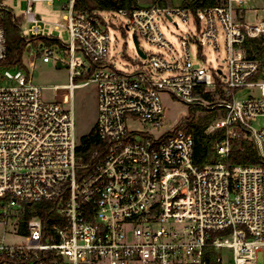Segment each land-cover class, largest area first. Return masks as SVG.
<instances>
[{"label": "built area", "instance_id": "built-area-1", "mask_svg": "<svg viewBox=\"0 0 264 264\" xmlns=\"http://www.w3.org/2000/svg\"><path fill=\"white\" fill-rule=\"evenodd\" d=\"M7 1L0 0V264H264V128L254 126L264 117V81L257 78L262 62L248 44L264 47V20L245 22L246 11L260 10L250 6L260 0H220L197 11L190 0L175 8L156 3L92 13L76 10V0H20L27 4L22 23L32 27H21L29 43L42 37L36 2L67 10L66 24L54 26L70 35L68 46L57 40L67 49L71 83L54 101L44 100V89L23 69L2 66L8 57L3 16L18 19ZM174 15L184 23L193 19L202 59L206 45L220 49L222 28L226 74L195 67L190 41L181 40L182 55L166 41L161 26ZM122 17L129 24L111 21ZM114 28L133 31L142 55L132 71L108 62ZM140 39L168 54L145 53ZM42 47L44 63L63 64L58 46ZM85 75V83H74ZM88 83L97 87L102 146L83 162L74 92ZM253 89L260 96L239 98ZM163 94L191 109L224 112L208 130H225L215 163H195L188 127L161 130ZM136 123L146 127H130ZM241 138L254 142L260 162L230 167L225 160ZM43 202L55 203V220H26L27 207Z\"/></svg>", "mask_w": 264, "mask_h": 264}, {"label": "rangeland", "instance_id": "rangeland-1", "mask_svg": "<svg viewBox=\"0 0 264 264\" xmlns=\"http://www.w3.org/2000/svg\"><path fill=\"white\" fill-rule=\"evenodd\" d=\"M166 4L170 8L181 7L187 0H165ZM139 6L153 5V0H137ZM6 5L12 9L16 14L17 20L20 22L23 31L31 32V25L22 23V16L27 9V4L24 1L9 0ZM250 6L258 7V12L246 11L245 22L251 25H256L259 21L264 20V0H260L258 4L252 3ZM34 11L39 17L41 22L37 24L40 29L42 37H53L64 43L65 46L70 44V35L66 28H55V24H66L64 18L67 14V10L62 9L60 3L55 5L47 2H36L34 4ZM111 21L118 26L120 23H128V20L124 17L119 19L111 18ZM175 23L178 25L176 26ZM164 38L167 42L177 50L181 55L183 54V48L181 46V40L190 41V57L193 65L199 68H205L211 72L214 76L216 72L221 68L224 73H227V51L226 41L222 33V28H219V50H215L212 45H206L203 48L202 53L206 56L205 59L198 57V44L194 40H199V35L196 30V24L193 19L184 23L176 15L173 16V23L165 21L161 26ZM113 43L115 44L111 48L109 56V64L116 69L128 72L132 71L137 65L141 63L139 61V53L135 41L133 39V31L122 30L114 28L110 32ZM193 39V41H191ZM43 43H31L28 44L24 52L23 61L24 72L29 76L33 83L43 90V98L45 101L58 100L61 96V87L71 83V71L69 67H58L57 61L52 60L50 63H44L42 60V47ZM140 47L147 54H168L167 51L160 49L152 44H149L144 39H140ZM58 55L62 59L63 64L69 63L68 53L66 48L58 46ZM77 58L86 65H90L83 53H77ZM19 68V67H15ZM88 80L85 75L83 77L77 76L74 80L75 84H82ZM220 80L225 81L224 77ZM261 80L264 81V67L262 70ZM4 83V82H3ZM2 83V84H3ZM6 84V83H4ZM250 96L258 97L260 93L257 89L244 90L240 92L239 98L246 99ZM165 107L166 121L163 129L174 128L193 116L196 121L204 119H215L214 122L224 119V112L222 110L203 111L201 108L191 109L186 104L180 102L173 96L167 94L162 95ZM74 110L76 116L77 136L78 140L83 135L88 134L95 128L98 119V94L97 87L94 83H88L75 90L74 92ZM255 128H264V117L258 118V121L254 123ZM134 129L143 131L145 127L141 124H133L130 126ZM152 128V127H149ZM153 130V129H152ZM155 131V130H154ZM211 132V131H208ZM13 242H22V240H12Z\"/></svg>", "mask_w": 264, "mask_h": 264}, {"label": "trees", "instance_id": "trees-1", "mask_svg": "<svg viewBox=\"0 0 264 264\" xmlns=\"http://www.w3.org/2000/svg\"><path fill=\"white\" fill-rule=\"evenodd\" d=\"M190 1V0H187ZM220 0H191L192 8L194 11L203 10L212 7ZM153 3L166 5L165 0H153ZM186 3V1H185ZM137 0H76L75 9L78 11H118L120 9H132L138 7ZM3 27L5 30L8 57L2 63L6 67H24L23 56L28 44L31 43H44L48 46H59L57 39L45 40L42 37H35L31 42H27L21 35L20 22L9 14L5 13L3 16ZM253 49L249 52L255 53V58H259L262 62V69L257 78L262 77V70L264 67V47L257 48L254 41L248 42ZM90 75H87L89 77ZM206 99H211L210 95H205ZM203 111H211V109L201 108ZM215 119L209 118L196 121L193 116L182 122L179 128L188 127L194 136V160L197 165L202 167L213 164L217 159V146L225 138V130L220 129L213 132H208L210 126L214 123ZM102 143L96 131V127L88 134L80 138V144L77 150L78 156L83 159V162H89L92 153L100 149ZM260 162V156L254 142L248 138L235 139L232 142V149L225 160L226 165L233 167L236 165L257 164ZM54 202H43L32 204L26 209L25 219L29 220L35 216L43 218L47 221L49 218L55 220Z\"/></svg>", "mask_w": 264, "mask_h": 264}, {"label": "water", "instance_id": "water-1", "mask_svg": "<svg viewBox=\"0 0 264 264\" xmlns=\"http://www.w3.org/2000/svg\"><path fill=\"white\" fill-rule=\"evenodd\" d=\"M135 44H136V46H137L136 39H135ZM137 49H138V46H137ZM139 53L142 55V53H141L140 51H139ZM57 66H58V67H67V65L62 64L61 62H57Z\"/></svg>", "mask_w": 264, "mask_h": 264}]
</instances>
